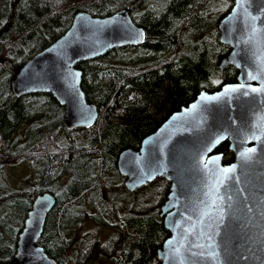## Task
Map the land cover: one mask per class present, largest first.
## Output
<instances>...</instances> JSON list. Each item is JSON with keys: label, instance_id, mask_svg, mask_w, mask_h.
<instances>
[{"label": "trees", "instance_id": "obj_1", "mask_svg": "<svg viewBox=\"0 0 264 264\" xmlns=\"http://www.w3.org/2000/svg\"><path fill=\"white\" fill-rule=\"evenodd\" d=\"M232 5L0 0V264H11L32 200L45 191L56 203L37 244L57 264H160L157 251L169 236L160 207L170 183L156 177L128 191L117 159L200 91L236 81L234 66H219L230 47L219 40L218 23ZM119 9L129 11L145 40L76 64L85 98L98 109L92 127L68 129L64 108L49 93H12L15 71L60 37L78 11L103 17ZM216 151L224 164L233 161L227 141ZM21 164L29 167V190L12 188L6 176ZM88 222L94 228L85 229ZM104 229L112 233L101 243Z\"/></svg>", "mask_w": 264, "mask_h": 264}, {"label": "water", "instance_id": "obj_2", "mask_svg": "<svg viewBox=\"0 0 264 264\" xmlns=\"http://www.w3.org/2000/svg\"><path fill=\"white\" fill-rule=\"evenodd\" d=\"M218 30L230 47L219 66H234L236 81L200 91L117 159L128 191L156 177L170 183L160 207L169 232L157 251L160 264H264V91H251L264 89V0H233ZM144 40L127 9L103 17L78 11L60 37L15 71L11 91L49 93L64 108L68 129L90 128L98 109L85 98L76 64ZM224 141L233 153L228 164L216 151ZM249 149L251 159L241 158ZM55 203L48 191L33 198L11 264H57L37 244Z\"/></svg>", "mask_w": 264, "mask_h": 264}, {"label": "rangeland", "instance_id": "obj_3", "mask_svg": "<svg viewBox=\"0 0 264 264\" xmlns=\"http://www.w3.org/2000/svg\"><path fill=\"white\" fill-rule=\"evenodd\" d=\"M7 169V168H6ZM10 170H6V176L10 182V186L12 188H21L29 190V188L32 186H29L30 184V173H29V167L28 165L23 166L18 165L14 168H9ZM94 228V224L92 222H88L85 226V229H92ZM100 230V229H99ZM112 231L109 229H104L99 237V241H102L103 243L110 235ZM96 254H99V250H96ZM98 264V263H97ZM103 264V263H100Z\"/></svg>", "mask_w": 264, "mask_h": 264}, {"label": "snow or ice", "instance_id": "obj_4", "mask_svg": "<svg viewBox=\"0 0 264 264\" xmlns=\"http://www.w3.org/2000/svg\"><path fill=\"white\" fill-rule=\"evenodd\" d=\"M249 78H250V79H255V77H253V76H250ZM239 87L242 88L243 85H240ZM228 91H233V92H234V91H237V88H231V89H229V88H225V92H228ZM251 91H252V92H258V91H264V89L252 88ZM243 95L247 96V95H249V93H248V92H244ZM213 99H214V98H213ZM194 107H195V106H194ZM221 139H222V137H221ZM217 142H218V141H217ZM254 151H255V149H249V150H248V153H244V152H242V153H240V156H241V158H243V159H251V156L249 155V153L254 152ZM234 168H235V166H233L232 169H224V172H230V171H233Z\"/></svg>", "mask_w": 264, "mask_h": 264}]
</instances>
